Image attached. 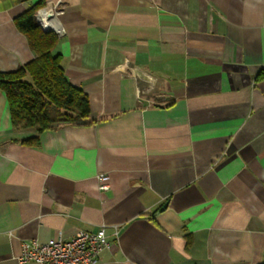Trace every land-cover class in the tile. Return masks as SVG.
<instances>
[{
	"label": "crops",
	"instance_id": "crops-1",
	"mask_svg": "<svg viewBox=\"0 0 264 264\" xmlns=\"http://www.w3.org/2000/svg\"><path fill=\"white\" fill-rule=\"evenodd\" d=\"M43 1L91 114L16 129L0 88V264L102 226L101 264H263L264 0H0V72Z\"/></svg>",
	"mask_w": 264,
	"mask_h": 264
},
{
	"label": "trees",
	"instance_id": "trees-1",
	"mask_svg": "<svg viewBox=\"0 0 264 264\" xmlns=\"http://www.w3.org/2000/svg\"><path fill=\"white\" fill-rule=\"evenodd\" d=\"M43 4H33L16 18L35 58L14 71L0 72V88L7 93L14 128L38 132L59 124L82 123L91 114L88 95L69 81L62 55L56 52L58 32L45 30L34 21Z\"/></svg>",
	"mask_w": 264,
	"mask_h": 264
},
{
	"label": "built area",
	"instance_id": "built-area-1",
	"mask_svg": "<svg viewBox=\"0 0 264 264\" xmlns=\"http://www.w3.org/2000/svg\"><path fill=\"white\" fill-rule=\"evenodd\" d=\"M42 11L34 16L35 23H40V26L42 22H37L36 18ZM54 11L58 12L57 6ZM42 27L46 30L57 31L59 38L64 37L60 22L54 28ZM99 178L103 181L100 188L108 189L109 184L105 182L109 178L108 174H100ZM112 245L113 241L109 239L105 226H102L95 232L81 230L70 238H65L60 234L46 242L25 241L22 245L23 252L20 260L22 262L35 261L39 264H101L102 252L111 248Z\"/></svg>",
	"mask_w": 264,
	"mask_h": 264
},
{
	"label": "bare ground",
	"instance_id": "bare-ground-1",
	"mask_svg": "<svg viewBox=\"0 0 264 264\" xmlns=\"http://www.w3.org/2000/svg\"><path fill=\"white\" fill-rule=\"evenodd\" d=\"M37 22H42V26L46 28H54L59 20L51 9H44L36 18Z\"/></svg>",
	"mask_w": 264,
	"mask_h": 264
},
{
	"label": "rangeland",
	"instance_id": "rangeland-1",
	"mask_svg": "<svg viewBox=\"0 0 264 264\" xmlns=\"http://www.w3.org/2000/svg\"><path fill=\"white\" fill-rule=\"evenodd\" d=\"M38 25H39V24H38ZM27 79H28L29 81L31 80V78H30V77H28Z\"/></svg>",
	"mask_w": 264,
	"mask_h": 264
},
{
	"label": "water",
	"instance_id": "water-1",
	"mask_svg": "<svg viewBox=\"0 0 264 264\" xmlns=\"http://www.w3.org/2000/svg\"><path fill=\"white\" fill-rule=\"evenodd\" d=\"M38 24H40V23H38Z\"/></svg>",
	"mask_w": 264,
	"mask_h": 264
}]
</instances>
